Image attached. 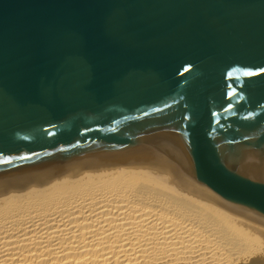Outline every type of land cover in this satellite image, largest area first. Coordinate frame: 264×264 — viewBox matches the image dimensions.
<instances>
[{
	"label": "water",
	"instance_id": "95a60500",
	"mask_svg": "<svg viewBox=\"0 0 264 264\" xmlns=\"http://www.w3.org/2000/svg\"><path fill=\"white\" fill-rule=\"evenodd\" d=\"M143 161L264 221V0H0V188Z\"/></svg>",
	"mask_w": 264,
	"mask_h": 264
},
{
	"label": "bare ground",
	"instance_id": "6f19581e",
	"mask_svg": "<svg viewBox=\"0 0 264 264\" xmlns=\"http://www.w3.org/2000/svg\"><path fill=\"white\" fill-rule=\"evenodd\" d=\"M0 264H264V221L155 162L0 188Z\"/></svg>",
	"mask_w": 264,
	"mask_h": 264
}]
</instances>
